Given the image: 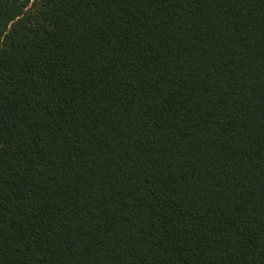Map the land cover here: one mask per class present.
<instances>
[{"label": "trees", "instance_id": "16d2710c", "mask_svg": "<svg viewBox=\"0 0 264 264\" xmlns=\"http://www.w3.org/2000/svg\"><path fill=\"white\" fill-rule=\"evenodd\" d=\"M0 264H264V0H0Z\"/></svg>", "mask_w": 264, "mask_h": 264}]
</instances>
